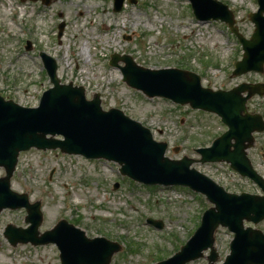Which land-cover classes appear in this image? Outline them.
<instances>
[{
  "label": "rangeland",
  "instance_id": "374dc122",
  "mask_svg": "<svg viewBox=\"0 0 264 264\" xmlns=\"http://www.w3.org/2000/svg\"><path fill=\"white\" fill-rule=\"evenodd\" d=\"M233 12L237 28L249 37L253 24L248 13L257 9L256 0H219ZM63 22L58 37V24ZM33 48L26 51L25 41ZM57 62L62 83L85 88L90 99L99 93L101 107H115L150 129L153 139L166 141L172 159L199 155L226 126L213 113L176 105L164 98H147L128 87L117 68L108 65L112 53L130 55L135 63L150 68L166 66L187 69L201 77L213 90H228L241 82L264 83L262 73L231 75L242 51L235 36L219 21L200 23L187 0H137L113 12L112 0H0V95L24 106H35L50 83L38 52ZM73 52V53H72ZM247 111L264 120V92L246 102ZM246 155L264 178V132L253 134ZM178 147L177 152L173 151ZM193 167L232 193L261 194L247 177L226 163H194ZM4 174L0 167V176ZM117 183V187H115ZM11 189L41 204L39 233L65 219L84 230L88 237L104 236L121 245L108 264H158L178 251L196 229L201 213L210 206L205 198L186 188H148L129 181L116 163L88 160L59 150L31 148L20 152L10 179ZM26 212L0 211V264H59L53 244L11 246L3 237L6 224L25 227ZM147 218L163 222L161 229ZM254 226L264 233V220ZM232 238L226 228L215 232L219 254L216 264L229 252ZM208 252H205V255ZM189 264H207L202 257Z\"/></svg>",
  "mask_w": 264,
  "mask_h": 264
},
{
  "label": "water",
  "instance_id": "95a60500",
  "mask_svg": "<svg viewBox=\"0 0 264 264\" xmlns=\"http://www.w3.org/2000/svg\"><path fill=\"white\" fill-rule=\"evenodd\" d=\"M135 1V0H129ZM199 19H220L226 22L242 44V58L236 62L233 74L250 70L263 72L264 64V0H257L258 9L249 13L254 24L250 38L238 33L232 12L217 0H190ZM48 3V0H45ZM123 0H114V10L121 8ZM63 24L59 25L61 31ZM44 66L53 87L44 92L38 108H23L0 97V166L5 176L0 178V210L25 207L26 228L8 225L4 236L10 244L57 245L61 264H108L111 255L119 250L117 243L102 237L89 239L84 232L65 220L51 230L38 234L42 215L40 203H29L26 194L10 190L9 179L20 150L59 147L67 153L86 157H104L121 165L120 171L146 184H181L206 195L214 206L206 209L201 223L179 252L158 264H186L203 256L210 248L208 264H214L217 253L213 247L214 230L218 225L227 226L234 233L230 253L222 264H264V234L251 227H244L243 220L259 222L264 218V195L226 192L207 176L194 168L193 162L226 161L230 166L256 182L264 192V179L252 168L246 149L252 145L253 131H263L264 122L257 114H250L246 101L253 94H262L264 83H242L230 90L204 88L195 73L180 69L149 70L135 65L129 56H113L112 64L121 59L120 67L127 83L146 94L160 95L192 108L214 112L228 129L209 147L198 148L199 160L186 156L169 159L164 156L167 144L152 139L147 128L130 120L119 110L103 112L98 95L86 101L83 88L60 85L56 78L55 61L41 53ZM246 91V95L241 93ZM46 134H61L64 139L47 138ZM264 157V155H263ZM157 228L159 220L148 219Z\"/></svg>",
  "mask_w": 264,
  "mask_h": 264
},
{
  "label": "bare ground",
  "instance_id": "6f19581e",
  "mask_svg": "<svg viewBox=\"0 0 264 264\" xmlns=\"http://www.w3.org/2000/svg\"><path fill=\"white\" fill-rule=\"evenodd\" d=\"M73 53V52H72Z\"/></svg>",
  "mask_w": 264,
  "mask_h": 264
}]
</instances>
